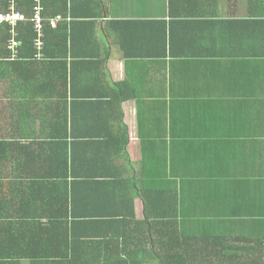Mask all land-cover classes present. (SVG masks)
<instances>
[{
  "label": "crops",
  "instance_id": "0c3cea01",
  "mask_svg": "<svg viewBox=\"0 0 264 264\" xmlns=\"http://www.w3.org/2000/svg\"><path fill=\"white\" fill-rule=\"evenodd\" d=\"M77 1L71 0L72 4ZM95 1L101 7L99 16ZM252 9L237 0H93L89 13L93 16L69 15L67 19L69 24L74 19L93 22V45L74 47L77 53H87L90 62L79 63L70 56L73 72L68 88L63 78L51 80L37 71L26 70L24 77L19 76L18 69L5 61L8 47L0 45V205L5 208V219L0 222L4 227L31 228L34 219L41 220L39 227L48 226V220L41 217L42 199L54 194L63 200L68 195L69 203L77 205V182L87 170L92 177L93 171L97 172L98 181L107 182L106 187L101 184L100 194L108 199V213L118 215L126 206L130 214L123 218L134 214L138 221L147 220V212L156 220L163 209L170 213L178 209L175 177L188 172V177L181 178L190 181L182 196V210L200 213L193 196L196 178L191 166L196 155L193 149L199 147L196 133L209 132L205 137L210 138L219 133L207 129L212 127L242 141L249 114L255 116L253 122L263 108L264 65L253 59L263 51V45L256 31L257 39L249 34L248 21L258 20ZM251 59L254 61L248 62ZM121 84H128L125 92L130 95L124 94L126 100L116 104L110 99L119 95L115 91ZM94 96L101 102L93 115ZM201 99L223 100L222 105L214 103L216 124H208L198 111ZM82 100L89 102L82 105ZM163 105L171 113L174 109L182 113L176 112L169 120L171 135L154 143L147 107L153 109L157 122L156 118L163 116ZM105 107L115 108L107 124L97 122L108 114ZM67 111L69 122L65 123ZM88 114L93 115L89 126L82 123ZM93 125L113 131L111 138L93 140ZM259 130L258 124L248 126L254 135ZM85 142L88 144L83 147ZM177 144L191 153L190 170L179 164ZM83 148L98 154V166L93 160L88 166L82 162L86 158ZM110 150L116 158L109 157ZM251 153L242 150L230 162L218 154L212 167L223 182V186L215 185V194L232 193L226 206L241 222L232 232L239 229L243 240L249 232L242 228L249 220L240 217L245 212L241 195L243 190L257 189L253 181L259 177ZM203 157L196 156L194 164L199 177L205 174L197 166ZM209 208L204 206L201 213ZM216 217L227 218L225 209L218 210ZM243 240L234 242L236 249L244 247ZM249 248L253 252L254 245Z\"/></svg>",
  "mask_w": 264,
  "mask_h": 264
},
{
  "label": "trees",
  "instance_id": "16d2710c",
  "mask_svg": "<svg viewBox=\"0 0 264 264\" xmlns=\"http://www.w3.org/2000/svg\"><path fill=\"white\" fill-rule=\"evenodd\" d=\"M237 1L253 8V15L258 17L257 21H248L250 22L248 26L249 34L257 39V33L259 44L263 45V51L257 52L258 57L255 56L253 59L257 58L264 65V0ZM10 2L11 0H0V16L10 14ZM13 2L16 11L29 19L34 5L33 0H13ZM95 2L98 4L96 13L99 16L102 14L101 7L99 2ZM40 6L44 25L43 47L40 50L35 46L36 34L29 22H18L15 28L8 23L0 22V45L8 47L7 50H9L5 53V61L8 59L10 61L8 64L18 69L19 76L24 77L26 70H29V73L37 71L39 75L51 78V80L55 77L63 78L65 87L68 88V77L73 72V67H70L68 62L70 56L79 63L90 62V59H86L88 58L87 53H77L74 47L93 45V22L74 19L69 24L67 19L69 15L72 18L79 15L80 17L93 16L89 15L93 11V0H80L74 4L71 0H40ZM57 17H60L62 21L55 28H51L50 21ZM13 40L19 44L15 50L11 49ZM43 68L46 70L45 74ZM43 84H48L49 87L53 85L49 82H43ZM126 88L128 84H124L123 87L122 84L119 85L115 91V94L119 95H114L110 100L116 104L126 100L124 94L130 95V92H125ZM217 97L221 98V96ZM74 102L80 101L75 100ZM81 102L85 105L87 103L84 102L89 101L82 100ZM99 102L101 101L94 96L93 115L96 112L94 107L97 108ZM221 102L223 100L201 99L199 101L198 111L203 114L208 124L217 123L216 105ZM110 104L120 106L113 102ZM260 105L263 108L253 122L252 117L255 116L249 114L248 118H250L245 123V135L242 141L236 140L237 135L225 133V136L222 131H217L212 127L207 129L219 133H212L210 138L205 137L206 131L203 134L196 133L199 147L193 149L196 155L191 166L196 178L193 196L200 213L192 214L182 210V196L186 193L190 181L181 178L188 177V172H180L175 177L179 189L178 209L172 213L163 209L160 215L154 216L156 220L151 219V213L147 212L145 213L147 220L138 221L134 214L129 218H123L130 214L126 206L121 208L118 215L108 213V199L100 194L101 184L106 187L107 182L98 181L97 172L93 171L92 177L90 176L91 170H87L82 173L85 177L77 182L79 189L77 205L73 201L69 203L68 195L63 200H57L54 194L42 199L45 204L41 217L48 220L50 223L48 226L39 227L41 220L34 219L35 224L31 228L18 230L5 228L0 222V264H264V100L260 102ZM163 108V116L156 118L157 122H155L153 109L150 111L147 107L149 122L152 124L151 130L155 132L151 135L154 143L163 141L171 135L172 128L168 122L174 119L176 112L182 113L178 109H174L171 113L166 109L167 105H163ZM111 109L112 107H105L104 110H109L108 114L97 122L109 123ZM112 110L114 111L115 108ZM117 113L119 111L114 115ZM93 115H84L82 123L87 126L92 124ZM64 122H69L68 111ZM256 123L260 130L254 135L252 131L248 132V126H257ZM192 127L195 128V125ZM112 133L113 131L110 132L105 126L93 125V140L101 137L109 139ZM183 134L185 133H181ZM206 134L210 133L206 132ZM87 144L88 142H85L83 147ZM227 144L231 147L226 148ZM95 146L93 142V148ZM105 147L109 148L111 145ZM83 150L86 158L82 162L88 166L93 160L94 165L98 166L95 162L98 154L94 150L89 153L87 148ZM242 150L253 153V162L259 171V177L253 181V188L258 186L257 189L249 192L243 190L241 195L245 212L240 217H248L249 220L247 222L249 224L242 228L249 232L245 240L239 237L242 236L239 229L237 232H232L234 226L237 228L241 223L237 222V213L226 206L228 199L232 198V193L224 191L223 197L215 194V185L223 186V182L212 168L217 161L218 154L223 161L230 162L234 160L233 156H239ZM177 151L181 154L179 164L190 170L191 153L187 154L184 146L179 148V144H177ZM200 154L204 157L197 166L205 172V174L202 173L203 177H199V173L195 174L197 169L194 164L196 156ZM108 155L117 157L112 150L108 152ZM207 157H210L209 162H206ZM103 161L106 163L105 159ZM65 166L68 171V162ZM249 184L246 185L249 186ZM181 186L185 188L183 191ZM260 188L263 196H260ZM63 203L65 205L64 214ZM204 206L210 208L207 212L201 213ZM222 208L225 209L227 218L217 219V212ZM4 212L5 208L0 205L2 221L5 219ZM240 240H243L245 245L243 248L236 249L234 242ZM250 245H254L253 252L250 251Z\"/></svg>",
  "mask_w": 264,
  "mask_h": 264
},
{
  "label": "built area",
  "instance_id": "2783aa9c",
  "mask_svg": "<svg viewBox=\"0 0 264 264\" xmlns=\"http://www.w3.org/2000/svg\"><path fill=\"white\" fill-rule=\"evenodd\" d=\"M33 8L32 13L29 19H26L23 15L18 13L15 9V4L13 0H11V9L10 14L7 16H0V22L1 23H8L9 25L13 26V28L16 27L18 22H29L33 30L36 34V39L34 41L35 46L38 50L42 49L44 39V25H43V17H42V9L40 6V0H33ZM62 19L60 17L55 18L54 20L50 21L51 28H55L56 24L59 23ZM15 35V33H14ZM12 50H15L19 44L13 40L12 42Z\"/></svg>",
  "mask_w": 264,
  "mask_h": 264
}]
</instances>
